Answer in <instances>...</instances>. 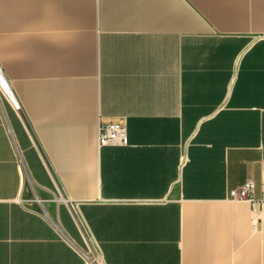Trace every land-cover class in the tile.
I'll list each match as a JSON object with an SVG mask.
<instances>
[{
  "label": "crops",
  "instance_id": "obj_1",
  "mask_svg": "<svg viewBox=\"0 0 264 264\" xmlns=\"http://www.w3.org/2000/svg\"><path fill=\"white\" fill-rule=\"evenodd\" d=\"M0 64V264H264V0H0Z\"/></svg>",
  "mask_w": 264,
  "mask_h": 264
},
{
  "label": "built area",
  "instance_id": "obj_2",
  "mask_svg": "<svg viewBox=\"0 0 264 264\" xmlns=\"http://www.w3.org/2000/svg\"><path fill=\"white\" fill-rule=\"evenodd\" d=\"M1 98L7 99L12 105L19 109V105L15 99L13 92L11 91L8 79L4 73V70L0 64V100ZM126 130L122 122H110L107 124L99 125V145H126ZM19 165L21 172L24 174V165L19 157ZM254 191L255 184L253 181L249 180L244 183L240 188L230 191V197L237 201H248L254 202ZM53 226L58 229L64 238L70 242V244L77 250V252L85 259L86 264H100V259L96 255L91 257L89 252L85 251L83 248L78 246L76 243L72 242L67 235L60 229L59 224L51 218Z\"/></svg>",
  "mask_w": 264,
  "mask_h": 264
}]
</instances>
